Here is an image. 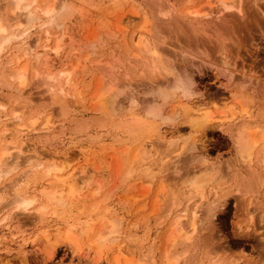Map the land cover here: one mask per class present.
<instances>
[{
    "label": "rangeland",
    "instance_id": "1",
    "mask_svg": "<svg viewBox=\"0 0 264 264\" xmlns=\"http://www.w3.org/2000/svg\"><path fill=\"white\" fill-rule=\"evenodd\" d=\"M45 1L53 0H37V5L42 7ZM151 1L153 0H66L65 3H68L66 5L70 4L71 8L62 13L61 8L56 7L54 14L61 12V15L57 17L60 14L57 13L56 20L52 24H44L43 18L28 22L19 19L21 23H26L19 29V32L23 30L26 32L25 37L22 36L24 41H21L22 38L12 40L13 42L9 43V47L7 46L0 56V71L3 70V73H0V121H4L2 129L6 124L8 128L14 127L11 125L12 116L9 115L12 109L24 118L25 124L35 113L40 112V118L37 121L38 125L36 124L33 129L29 128L19 136V139L18 137L13 139L16 147L20 144L24 147L21 153L16 150L18 154L15 155H19V166L0 178V219L9 214L8 218L6 217L9 221H0V264H116L115 245L125 239L124 235H129L131 239L130 242L125 239L124 245L134 246L136 251L131 258L130 255L120 256L118 264H125L126 260L129 264H137L139 258L141 264H147L146 257L143 256L148 253L150 254L148 258H152L149 263L163 264L164 245L166 247L164 242L171 219L179 217L183 225H189L193 211H195L197 229L191 241L175 246L178 249H189L186 250L187 254L178 258L177 264H209L221 260H224L221 264H264V150L259 154L256 152L249 163L240 161L231 138L234 127L241 122V119L246 118L245 120L260 126V129L255 130L258 135L255 134L259 136L262 132L259 146H264V0H242L239 4L242 7V16L236 11L237 9H234L238 7V0H228L232 9L224 11L220 10V2L217 0L160 1L164 5L171 3V6H175L178 11H183L185 8L199 9L201 15L194 18L189 15L193 18L191 21L197 27L198 33H192L186 27L177 28L170 24L166 17L160 15L157 17L150 6ZM8 4L7 0H0V17L3 20L10 18ZM36 12L39 15L38 11ZM145 18H157L155 22H159L160 28L157 30L161 36H157L158 32L155 29L156 33L153 35L155 39L149 38L154 39L162 47L160 50L164 49V56L168 57L174 67L175 72L163 79L170 81L174 75L182 78L189 75L193 80L191 86L193 95H190V99L194 102H202L206 108L208 107L212 112L216 110L217 113L213 112L215 122L213 126L205 129L203 135L195 134L198 141L195 139L196 145H193L194 149H189L191 151L187 148L179 155L173 152L166 156L161 152L163 148L158 147V150L157 146H154L155 143L148 142L146 147L150 153L151 165L160 173L154 171L155 176L151 181L146 178H134L135 180L131 178L122 183L132 146L125 141L115 142L116 130L109 126L113 118H107L109 116L106 117L101 113L94 95L100 91V87L103 90L108 87V82L111 86L116 81L121 90L116 99L119 106L124 109H128L134 101L133 107L142 110L145 104L151 101L153 93L151 88L155 87L156 83L143 76L139 68L138 71L130 69V66L135 67V61L131 59L133 48L130 46L132 45L130 33L134 29L138 30ZM189 18L186 20L190 21ZM12 22H17V19ZM47 35L50 37L46 42L49 47L61 37L59 40L61 46L57 54L50 52L48 48L49 51L42 50L41 45L45 43ZM35 37L38 38L36 43ZM32 43L35 44L34 47ZM24 44L30 45L32 51L41 54L33 56V53L28 51L25 56ZM125 45L129 49L132 48L127 54ZM17 47L18 49L22 47V50L18 51ZM15 50L20 60L5 66L8 58L15 54ZM43 57L47 60L45 62L50 71L54 73L62 68L68 71L72 69L70 82L75 86H70L68 91L51 92L47 84L33 73L34 68L40 71L43 67L47 68L44 66V60L41 59V63L39 62V58ZM120 60L123 62L118 63ZM124 60L131 64H126ZM23 64H26L25 84L21 87L23 95L15 101L13 94L16 90H13L16 83L10 81L8 72L11 73ZM112 78L116 79L112 80ZM3 79L5 82H1ZM8 81L9 85L6 84ZM112 81L114 82L111 84ZM239 96H243V100ZM132 98L133 100H130ZM223 103L225 106L231 105V110L234 109L235 114L232 112L231 114L230 111L220 112ZM244 104L247 105L246 113L241 115L240 107ZM42 117L43 119L50 117L51 124H54L49 129H44L43 125L39 126V122L43 121ZM160 127L164 141L189 136L186 135L189 134L188 125L182 124L180 119ZM176 131H179L180 135ZM2 134L4 132H0V142ZM20 137H24L23 141L21 140L23 143L20 142ZM180 144L178 139L176 151L179 150ZM35 151L48 158L50 155L70 156L71 160L67 169H63V173L74 168L75 172H78L76 184L80 187L78 189L76 185L77 192L70 199L56 203L48 195H43V190L42 193L40 191L44 189L46 192L50 188L48 184L51 183L47 181L50 177L36 181L26 179L24 181L27 185L24 184L25 188H28L27 196H33L35 203L23 213L20 209H14L8 202L14 198L15 186L22 184L19 181H23L25 176L22 171L25 173L31 163H24V158ZM205 165L215 167L221 179L217 182V186L212 185L211 191L207 192L206 189L204 199L195 197L190 201H182L180 206L173 209L169 208V204L166 206L167 199L164 202L161 198H157V203L153 204L161 179L165 189L168 187L167 190L172 188V191H178L183 188L182 183L188 175L198 169H204ZM251 168H254L253 172L257 175L260 172L258 177L262 179L258 183V178L255 177L258 183L256 187L247 193L242 190V193L240 189H236L238 180L234 177L246 175L251 177L254 174L250 173ZM247 169H250L248 172L250 174L247 173ZM234 173L237 175L233 176ZM233 185L236 186V190ZM173 186L177 188L174 190ZM14 187L15 191H13ZM143 189L145 196L143 194L144 197H141ZM214 189H217L218 193H222L221 190L225 193V190H229L227 191L229 193L223 197L217 196L218 194L214 196ZM211 202L215 206L214 214L207 216L206 207ZM40 205L44 206L45 213L44 216L39 215V219L36 215L38 212L33 207ZM94 205H97L95 211L92 208ZM153 205L155 208H152ZM53 210L56 214L50 213ZM168 210H170L169 214ZM96 211L106 214V218H97ZM89 213L93 222L88 220L84 223ZM11 215L14 219L10 218ZM109 219L113 221L116 233L99 256L97 248L90 244L89 240L97 229L108 225ZM16 225H21V228L18 226L16 230ZM70 225L74 226L70 229L73 227L71 231L77 237L79 250H73L65 242L58 244L51 242L55 237L53 234L57 231L62 233ZM21 229L26 232L21 234ZM189 229L188 227V231ZM42 230H47L50 237L45 239Z\"/></svg>",
    "mask_w": 264,
    "mask_h": 264
},
{
    "label": "bare ground",
    "instance_id": "2",
    "mask_svg": "<svg viewBox=\"0 0 264 264\" xmlns=\"http://www.w3.org/2000/svg\"><path fill=\"white\" fill-rule=\"evenodd\" d=\"M7 1L9 3L8 6H10V10H9V15H10L9 17L10 18L3 20L0 17V56H1L2 51L9 45V43L11 44L12 40L22 38V36L25 37L26 32L24 30L22 32H19V29L22 27V25L26 24V23H24V24L21 23V20L28 22V21L39 20L40 18H43L44 24L48 25V24H52L56 20L55 16L57 13H60L57 17H59L61 15V12H57L56 14H54L56 12V9H57L56 7H59V9L61 8L62 13H65L66 11H68L71 8V6H69L70 4L66 5V4H68V3H65L66 0H61V1L57 0V2L55 0L50 1V2L45 1V3L43 2L44 4H42V7H39V4L37 5V0H31L30 2H26L25 0H7ZM160 1L161 0H153L150 2V4H151L150 6L154 9L155 15H157V17H158V15H160L161 17H166L169 19L168 20V21H170L169 23L172 24L173 26L180 28V29H183V27H186L192 33H194V32L198 33L197 27L193 25V21H191V20L194 17H196L197 15H201L199 9H193V8L192 9H186L185 8V10H183V11H178V9L174 8L175 6H171V3H169L170 5L165 3V5H164L163 2H160ZM217 1L220 2V10L224 11V10L232 9V6L230 4H228V2H227L228 0H217ZM241 1L242 0H238V7L234 8V9L235 10L237 9L236 11L239 13V15L242 16V14H241V12H242L241 8L242 7L239 5L241 3ZM35 10L38 11L39 15L36 14L37 12ZM63 10H64V12H63ZM230 14H227V15H230ZM189 15H191L193 18ZM186 18H189L190 21H187ZM14 19H17V22L11 23V21H13ZM19 19H21V20H19ZM155 19L157 20V18H154V19L145 18V19H143L142 20L143 24L140 26V28L138 30L134 29L137 31L133 30L131 32L132 34L130 33V41L132 43V45L130 44V46L133 48V49L132 48H130V49H132L133 55L132 56L128 55V56H131V59H133V61H135L134 62L135 67L130 66V69L133 68L134 71L135 70L138 71V68H139L141 70L140 73H142L143 76H145L149 81L151 79L152 82L154 81L156 83L155 87L152 86L153 88H151L153 90L151 101L150 102L148 101L149 103L147 105L145 104V107L143 106L144 109H142V110H136L135 109L136 107L135 108L133 107V105L135 104L134 101L132 102V105L128 106V109H124L121 105L119 106L118 100L116 99L117 96L120 94L119 92L121 91L119 88V83H116V81L110 82L111 84L114 82V84H112L111 86L108 85V83H109L108 82L107 83L108 87H106L103 90L100 87L99 88L100 91L94 95V99H96V104L99 106L98 109L100 108L101 113L106 117L109 116L107 118H110V117L113 118L111 120L109 126L113 130L114 129L116 130V132H115L116 137L114 136L115 142L120 143V141L121 142L125 141V142H128V144H130L132 146L130 149L131 155H130V157L128 156L129 157L128 162L125 165L126 166L125 174L124 175L122 174L123 175V182L122 183H125L126 181L131 180V178L133 180H135L134 178H146L149 181H151L155 176V172L160 173V171L157 172V170H154L153 166L151 165V160L149 159L150 153L148 152L147 147H146V144L148 142L152 141L151 143H155L156 145H154V146L155 147L157 146V149H158V147L160 149L163 148L161 150V152H163L162 153L163 155L165 154L167 156L169 153L172 154L173 152H175V153L177 152V155H179L184 150H187V148H188V150L190 148H193V147L195 148V146H193V145H196L195 143H196V141H198L196 139L197 137L195 138V136L198 135V133L200 135L201 134L203 135L205 129H207L210 126H213V124L215 123L213 121L214 120L213 112H216V110H214L212 112L208 107L206 108V106H204L202 104V102L198 103L199 101L194 102V101H192V99H190V95H193L192 94L193 91L191 88L193 80L189 77V75L187 76L185 73H183V75L187 76L186 77V76L181 75V76H183V78L180 77L179 75H174L173 79L170 81L163 79L167 75L173 74L175 71H174V67H173L171 61L168 59V57L164 56V54H163L164 49L160 50V49H162V47H160L158 45V43H156V41H154L155 37H153V35L156 32H158V30H159L158 28H160L159 22L158 21H157L158 23L155 22ZM40 28H41V26H40ZM155 29L156 30L158 29V30L156 31ZM163 29H164V27H163ZM159 34L160 33L158 32L157 36ZM48 36L49 35L46 36L45 43L41 45V47L43 48L42 50L43 51L44 50L49 51L48 49H50V52L52 51V52H55V54H57V52L59 51L60 46H61L59 43V40H61V37L59 39H57V41L53 42L52 47H49L46 44L47 40H49V38H50ZM159 36H161V35H159ZM36 37H38V36H36ZM120 37H122V35ZM149 37H153L154 39L151 40ZM23 38L21 41H24ZM37 39L38 38H36L34 40L35 43L37 42ZM41 41H42V39H41ZM31 42H33V41H31ZM21 43H23V42H21ZM29 44H27V45H29ZM38 44H39V42H38ZM114 44H116V43H114ZM124 44H125V41H124ZM31 45L33 47L35 46V44L33 45V43ZM45 48L46 49L48 48V49L46 50ZM19 49L22 50V47ZM19 49L17 47L18 51H19ZM124 49H125L126 54H127V51L130 50L129 48L126 47V45H125ZM23 50L26 51L25 53L22 51L24 53V55L27 54L28 51L30 53H33L32 54L33 56H39L41 54V52L32 51L30 45L26 46V48L24 47ZM34 50H36V48H34ZM23 53H22V55H23ZM34 53H35V55H34ZM125 53H122V54L125 55ZM19 55L22 57L21 54H19ZM25 56H27V55H25ZM120 56H121V54H120ZM6 57H8V55ZM41 59L44 60V62H43L44 66L47 68L45 69L43 67V64H42L43 70L40 71V70L34 68L33 73L35 74V76H37V78L40 77V78H38L39 80H41V81H43V83L47 84L46 86L49 87L51 92H54V91L64 92V91H68L67 89H70V86L71 87L75 86V85L72 86V84L70 82V72H72V69H70V71H68L66 69L63 70V68H62L58 72L54 73L53 71H50V69L48 68L47 62H45V61H47L45 59V57L39 58V62ZM18 60H20V57L17 55V51H16L15 54H13V57L8 58V61L6 62L5 66H8L9 63H13L14 61L16 62ZM119 62L122 63L123 61L120 60V61H118V63ZM124 62H126V60H124ZM224 62H225V60H224ZM126 64L130 65L131 63L129 64L126 62ZM101 67H102V65H101ZM117 70H118V67H117ZM25 71H26V64H23L22 66L11 71V73L8 72L10 74L9 77L11 78L10 81L16 83V86L14 87V90H13V91L16 90L13 94L14 97L11 96V97L15 98L14 99L15 101H17L19 99V97H22V95H23L21 87L25 84ZM123 72H124V70H123ZM0 73H3V70H1ZM2 77L3 76L1 75V78ZM112 77H113V75H112ZM128 77L130 78V74L128 75ZM167 78H169V77H167ZM113 79L115 80L116 78H112V80ZM2 81L5 82L4 79L1 80V82ZM11 82H10V84H11ZM6 84L9 85V81H8V83L6 82ZM101 86H102V84H101ZM150 94H151V92H150ZM239 97H241V96H239ZM242 97H241V99L243 100L244 97L243 98ZM130 100H133V98ZM129 103H131V102H129ZM222 105L223 106L221 107V109L222 108L223 109H222V111L220 109V112H222V113H224L226 111H230V113L235 112V111L233 112L234 109L231 110V105L225 106V103H223ZM242 106L243 107H240L241 110L239 112L241 115H244L246 113V108H247L246 106L247 105L244 104ZM100 110H98V111H100ZM222 113H220V114H222ZM41 114H42V112H41ZM234 114H233V116H234ZM9 115L12 116L13 122H11V125L12 126L14 125V127L8 128L6 126L7 125L6 124L5 128L2 129L4 121L3 122L0 121V132H4V134H2V140L0 142L1 143L0 144V178L3 175L9 173L10 171L16 169L19 166V162H18L19 155L17 156L15 154H18V152L21 153V151L23 150L24 147L22 144L17 145V147H16L13 143V139H15L16 137H18V139H19V136L21 134H23L24 131L27 132L29 128L33 129L36 126L37 121L40 118V116H39L40 112L33 114L32 116H30L28 118L29 123H28V121H26L28 124L27 125L23 122L24 118H22L17 113L16 110L12 109L10 111ZM230 117H232V116H230ZM44 118L45 119H43V117L41 118V119H43V121L39 122V126L43 125L45 127L44 129H49L50 126L53 125L54 123L51 124V121H50L51 118L50 117H48V118L44 117ZM226 118L227 117H225V119ZM177 119H180V122L182 124L188 125L187 133H189V134H186V135H189V136L186 138H182V136H180V138L176 137L177 140L174 138L173 140L167 139V141L166 140L164 141L163 140L164 139L163 134H161V132H160V128H161L160 126L165 125L170 121H176ZM245 119L244 118L241 119V122H239V124L234 127V129L232 130L233 133H231V135H232L231 138L233 141L232 143H233L234 149H235L236 154H237L238 158L240 159V161L249 163V162H251V160H252V158L256 152H257V154H259V152L262 153V151L264 150L263 145L259 146L260 139L262 138L263 134L261 132L259 136H256V134L258 135V133H256L255 130H257V128L260 129L259 128L260 126H257L258 124H253L252 122L247 121ZM216 120H217V118H216ZM221 120H222V118H221ZM234 124H236V123H234ZM16 125L18 126V128ZM229 126H227V127H229ZM231 126H234V125L231 124ZM81 129H79V130H81ZM13 131H15L14 132L15 135H14ZM77 131H78V129L76 130V132ZM5 132H9L10 134H6ZM176 132H178V135H180L179 131H176ZM7 135L9 137H7ZM172 136H173V134L171 135V137ZM24 137L23 138L20 137V142L23 141L22 139H24ZM178 139H180L181 144L179 146V150L176 151V148H178L177 147ZM195 139H196V141H195ZM24 142H25V140H24ZM152 145H151V148H152ZM148 148H150V147H148ZM121 149L126 150L127 148L126 149L121 148ZM128 149H129V147H128ZM16 150H18V152H16ZM189 151H191V150H189ZM12 153H14V154H12ZM13 156H16V157H13ZM50 156L48 158V157L44 156V154H41V153L38 154L35 151L31 155H28L26 158H24V163L25 162H27V163L31 162V163H30L29 167H27L28 169L26 168L25 173L22 171V173L25 176L19 174V176H24L23 181L19 180L22 182V184L19 183V185H18L16 183L17 186L14 185L16 187V191H15V187H14V190L12 189L13 191H15V193H14L15 195H14V198L8 202V204L13 205L14 209H17V210L20 209L24 213L25 211L28 210V207L31 204L35 203L33 196L32 197L27 196L28 188H25L26 183L24 181L26 179L28 181H30V180L36 181L38 179L39 180L43 179V178L47 179L50 177L49 180L47 179V181H49L51 183V184L47 183L50 186V188L48 186L49 189H47L46 192L44 189H40V191H41V193L44 191V193H42V194L48 195L49 198L52 199L53 201H55L56 203L65 202L66 199H70L72 196H74V193L77 192V187H78V189L80 187V186H78V184H76L77 183L76 181L78 180V179L76 180V176H77L78 172H75L76 170L74 168L69 167L72 170H70L69 172L63 173V169L64 168H65V170L67 169L69 161L71 160L70 156L69 157H67L68 155L67 156L61 155L58 157H56L55 155H52L51 157ZM163 164H165V163H163ZM120 165H122V164L120 163ZM248 167H250V166H248ZM203 168L204 169H198L196 171H193L192 174L187 176V179H185L184 181L182 180L183 181V183H182L183 188L181 190H178V191L177 190L172 191V188H170L171 191L169 189L167 190L168 187L165 189V187L163 185V179H161L157 194L154 195L155 200L153 201V204H154V202L157 203V201H158L157 198H161L164 202H165V199H167L165 202V203H167L166 206L169 204V208L173 209L177 206H180L182 204V201H190L191 199H193L195 197H199L200 199H204L206 197V193H205L206 189H207V192L211 191L213 189L212 185L213 184L216 185L217 182L221 179V177H219L218 170L215 169V167H213L212 165H209V166L207 165L206 167H203ZM251 169H252V171H250V173L252 172L251 174H253L254 168H251ZM249 170L247 171V173L249 172ZM250 173H248V174H250ZM259 173H258V175L254 173L251 177L250 176L248 177L246 175L247 178H245L246 176L245 177L244 176H240V177L235 176L237 174L234 173V175H233V176H235L234 178L238 180L236 189H240L241 192L243 190L244 193H247L249 190L256 187V183H257L256 180L257 179L255 180V177L258 178V180H257L258 183L260 182V179H262V178L259 179V177H260ZM18 179L19 178H17V180ZM14 182H16V181L14 180ZM43 182H45V181H43ZM76 185H77V187H76ZM174 187L175 186H173V188ZM235 187L236 186H234V189H235ZM176 188H177V186L174 188V190ZM216 190L214 189V192L216 193V194L214 193V196L218 194L217 196L223 197L226 193H229V192H227L229 190H225L226 193L221 189H220L221 190L220 192H222V193H218V191H216ZM141 192H143V193L140 196L144 197L145 196L144 189H143V191L141 190ZM143 194H144V196H143ZM137 196H139V195H137ZM219 199H220V197H219ZM168 200H169V202H168ZM213 202H211L206 207L207 216L214 214L215 206H214ZM8 204H7V206H8ZM36 205L37 204H35V206ZM35 206L33 208H36V211L38 212V214H36V215H38V218H39V215L41 216L45 213V211H44L45 208H44V206H41V205L39 207H35ZM166 206H165V209H166ZM92 208H93V211L97 210L96 209L97 205L92 206ZM152 208H155L154 205ZM183 210H185V209H183ZM29 211H30V208H29ZM31 211H33V210L31 209ZM54 211L55 210L51 211L50 213L54 214L55 213ZM91 211L92 210H90V212ZM111 211H112V209H111ZM102 212H103V210H102ZM169 212H170V210H168V214H169ZM97 213L95 214V216L97 218H101V219L106 218V214L103 215V214H100V213L97 214ZM194 213H195V211H193L192 216L190 218L189 225H186L187 227L185 226V224L183 225L181 223V219L179 217H176L175 219H171V223H169L170 225L168 226L169 227L168 232L165 231L167 233V235H166L167 238L164 237L166 239L165 240L166 242H164L166 244V247L164 245L165 249H163L164 250L163 251L164 252L163 264H177L178 258L181 255L183 256L185 253L187 254L186 250H189V249L185 250V249L181 248V249H183V250H181L175 246L180 245L181 243H184V242L187 243L188 241H191L192 237L194 236L193 234L197 229L196 225H195L196 216ZM7 216H9V214ZM88 216H89L88 219H84L85 220V221H83L84 223L87 222L88 220L93 222V218L91 217L92 215L89 213ZM6 217H3V219H0V221L1 222L9 221V220H7L8 217L7 218ZM13 217L11 215L10 218L14 219ZM94 220H95V218H94ZM12 222H13V220H12ZM83 222H81V224ZM5 224L8 225V223H5ZM78 224H76V225H78ZM21 225H23V224H21ZM18 226L19 225H16V230L18 229ZM71 226H73V225L68 226L66 228V230L62 231V233L56 230L57 232L55 234H53V235H55V237L53 240H51V242L55 243V244L56 243L58 244L59 242H65V243L69 244L73 248V250H79L77 237L75 235H73V233L71 231V229L74 226L70 229ZM32 227L34 228L35 226H32ZM188 227L190 228L189 231H188ZM24 232H26V231L22 230L21 234ZM41 233L45 239L50 237V234L48 233L47 230H42ZM115 233H116L115 225H114L113 221L109 219L108 225L106 227H102V228L97 229V232L94 234V236L93 237L91 236L92 239L90 238L91 240H89V242H90V244L95 245V247L97 248V251L99 253V256L101 255V251H103V249L106 247V245L108 247V243L113 239V236H114L113 234H115ZM124 236L128 242L131 241V239H129L130 238L129 235H124ZM27 239H28V237H27ZM125 239H123L122 241L118 242L117 245H115V250L117 253V255L115 257V263L116 264H118V258L120 256L130 255L129 258H131V256L136 251L134 249V246L126 247V245H124ZM133 249H134V251H133ZM138 250L140 251V253H142L140 249H138ZM148 254L144 255L143 257H146L147 264H151V263H149V260L151 262L152 258L149 256L150 257V259H149ZM140 259L141 258L138 259L139 263H140ZM223 261L224 260H221V262L212 261L209 264H221ZM231 261H229V263ZM139 263H137V264H139ZM125 264H129V261L126 260ZM155 264H158V263H155Z\"/></svg>",
    "mask_w": 264,
    "mask_h": 264
}]
</instances>
